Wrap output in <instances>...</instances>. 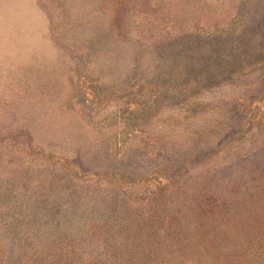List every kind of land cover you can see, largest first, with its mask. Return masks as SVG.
<instances>
[{
  "label": "rangeland",
  "instance_id": "1",
  "mask_svg": "<svg viewBox=\"0 0 264 264\" xmlns=\"http://www.w3.org/2000/svg\"><path fill=\"white\" fill-rule=\"evenodd\" d=\"M0 264H264V0H0Z\"/></svg>",
  "mask_w": 264,
  "mask_h": 264
}]
</instances>
